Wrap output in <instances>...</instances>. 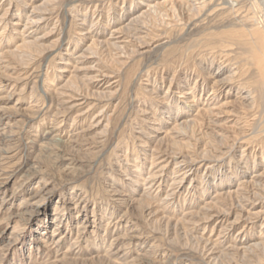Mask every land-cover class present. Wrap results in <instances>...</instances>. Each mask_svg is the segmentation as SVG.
I'll use <instances>...</instances> for the list:
<instances>
[{
	"label": "rangeland",
	"instance_id": "1",
	"mask_svg": "<svg viewBox=\"0 0 264 264\" xmlns=\"http://www.w3.org/2000/svg\"><path fill=\"white\" fill-rule=\"evenodd\" d=\"M0 264H264V0H0Z\"/></svg>",
	"mask_w": 264,
	"mask_h": 264
}]
</instances>
